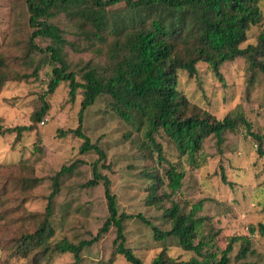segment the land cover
Wrapping results in <instances>:
<instances>
[{
	"label": "rangeland",
	"instance_id": "374dc122",
	"mask_svg": "<svg viewBox=\"0 0 264 264\" xmlns=\"http://www.w3.org/2000/svg\"><path fill=\"white\" fill-rule=\"evenodd\" d=\"M123 7L116 5L112 9ZM259 7L263 18L260 26L251 27L248 40L241 45H255L264 26V0ZM25 0H0V71L37 77L21 81H7L0 89V120L3 127L29 126L30 116L39 107L41 99L49 105L44 125L36 124L31 132L19 140L14 134L0 136V264H32L33 253L26 258L14 254V245L25 233H32L43 218L46 198L51 190L50 179L63 165L78 161L73 172L60 179V191L53 202L55 237H64L72 243L90 239L107 217L103 185L87 188L92 178V164L97 160L94 152L79 153L82 140L71 134L60 137L57 130L76 129L81 92L73 102L68 101L67 83H61L51 95L44 96L50 73L49 60L44 48L45 39H36L41 52L28 50L32 29L28 25ZM64 31L72 43L65 49L70 69L78 81L86 69L102 72L106 65L104 46L95 40L87 41L79 32L78 21L60 17L53 21ZM89 29V27H85ZM6 66V67H5ZM248 65L243 58L225 62L220 67L222 81L217 79L204 63L197 64L196 78L178 71V90L192 107L203 110L221 120L235 107L241 106L253 130L264 136V75H256L249 84ZM105 97L97 99L82 116V133L91 143H98L104 160L98 164L99 172L110 181V192L115 195L118 213L131 215L124 223L125 247L139 258L142 264L150 262L162 251L174 261L186 262L195 254L183 250L174 238L165 242L153 240L151 227L168 230L170 224L163 216L164 209L148 205L146 200L149 180L145 173L152 168L158 171L165 183L164 169L174 165L183 171L179 191L171 198L185 213L203 201L197 216L206 221L200 233L207 241L204 249L223 250L232 237H247L251 252L243 261L235 259L242 240L233 243L231 264L241 262L264 264V240L250 227L264 222V158L257 155L256 143L241 132L226 133L224 145L217 150L214 138L203 143L200 166L190 167L179 157L171 141L156 133L165 161L156 160V152L141 149L143 128L124 122L107 107ZM264 149V140H263ZM225 175L226 183L221 179ZM39 180L33 189L24 190L25 180ZM166 186L158 190L161 194ZM138 215L141 218H138ZM115 229L93 246L81 252V264H131L115 252ZM198 240L195 241L197 243ZM38 264H74L71 254H51Z\"/></svg>",
	"mask_w": 264,
	"mask_h": 264
},
{
	"label": "trees",
	"instance_id": "16d2710c",
	"mask_svg": "<svg viewBox=\"0 0 264 264\" xmlns=\"http://www.w3.org/2000/svg\"><path fill=\"white\" fill-rule=\"evenodd\" d=\"M260 0H25L28 25L32 29L28 50L41 52L35 45L36 39H45L48 45L42 52L48 58L50 73L44 96L51 95L61 83H67L68 101L73 102L77 91L81 92L78 126L73 130H57L60 137L71 134L82 140L79 153L94 152L97 160L92 164V178L84 186L96 187L101 182L106 200L107 217L97 233L90 239L72 243L66 238L55 237L53 222V202L60 191V179L71 174L78 163L73 161L63 165L50 179L51 190L46 198L43 218L32 233H25L14 245V254L26 258L34 254L31 263L48 260L49 255L71 254L74 264H81V252L95 245L110 228L115 229V252L128 263L142 264L133 252L125 247L124 223L131 215L118 213L116 198L110 192L109 179L99 172L98 164L105 156L98 143H91L82 133L84 111L97 99L105 97L107 107L124 122L135 125L140 132L143 128L141 149L156 152V160L164 162L163 151L155 140L156 133L167 137L179 157L190 167L200 166L203 143L214 138L217 150L224 145L226 133L241 132L257 145V155L264 158V136L253 130V124L245 116L241 106L235 107L221 120L203 110L192 107L188 99L178 90V71L183 70L189 78H196L197 64L204 63L220 81V67L236 58H243L248 67V82L252 85L256 75H264V26L257 36L255 45H241L248 40L251 27L260 26L263 18ZM123 4V7H112ZM65 17L78 21L80 34L87 41L95 40L104 46L106 65L103 73L94 69L83 71L81 81L70 69L65 49L72 43L54 20ZM89 27V29H85ZM1 64V59H0ZM6 67V66H5ZM37 77V71L30 75H19L0 71V89L7 81H21ZM45 98V97H44ZM41 99V104L30 116L31 125L3 127L0 120V136L14 134L19 140L24 133L31 132L40 124L49 111V105ZM264 106V103H263ZM153 159V158H152ZM149 180L146 200L148 205L164 209L170 228L165 231L150 225L153 240L165 242L174 238L179 246L195 254L186 262L178 264H231L230 254L233 243L242 240L235 259L243 261L251 252L247 237H232L223 250L204 249L200 230L206 218L197 216L203 201L196 203L189 212L181 210L171 198L180 190L184 178L183 171L174 165L164 169V176L158 171L147 170ZM221 179L226 182L225 175ZM24 190L33 189L39 180H25ZM166 186L161 194L158 190ZM264 212V203L262 204ZM138 218H141L138 215ZM142 219V218H141ZM142 221H144L142 219ZM250 233H257L264 240V222L250 227ZM197 243H195V241ZM162 250L150 264L173 263ZM240 264H254L241 262Z\"/></svg>",
	"mask_w": 264,
	"mask_h": 264
},
{
	"label": "built area",
	"instance_id": "2783aa9c",
	"mask_svg": "<svg viewBox=\"0 0 264 264\" xmlns=\"http://www.w3.org/2000/svg\"><path fill=\"white\" fill-rule=\"evenodd\" d=\"M46 121H47V119L44 118V119L40 122V124H41V125H44Z\"/></svg>",
	"mask_w": 264,
	"mask_h": 264
}]
</instances>
